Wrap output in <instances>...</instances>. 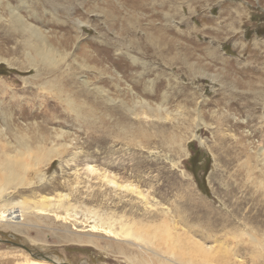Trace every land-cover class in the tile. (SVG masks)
Wrapping results in <instances>:
<instances>
[{
	"label": "rangeland",
	"instance_id": "374dc122",
	"mask_svg": "<svg viewBox=\"0 0 264 264\" xmlns=\"http://www.w3.org/2000/svg\"><path fill=\"white\" fill-rule=\"evenodd\" d=\"M26 24L66 55L60 67L38 75ZM143 102L165 110L137 114ZM0 128L3 150L25 136L60 147L1 194L20 205L0 221V264L39 251L59 264H179L173 251L264 264L243 234L264 245V0H0ZM57 193L63 216L29 209ZM125 224L152 245L110 231Z\"/></svg>",
	"mask_w": 264,
	"mask_h": 264
},
{
	"label": "bare ground",
	"instance_id": "6f19581e",
	"mask_svg": "<svg viewBox=\"0 0 264 264\" xmlns=\"http://www.w3.org/2000/svg\"><path fill=\"white\" fill-rule=\"evenodd\" d=\"M11 14H12V17L14 18V20L23 24V21H22L21 17L18 15V13L11 10ZM22 31H23V34L30 35L31 36L30 40L34 42V43H29V41H28L24 47L28 51L30 50L33 52V54H28V55H29V59H30V64L33 67L37 68L38 75H39V69H41L42 66L46 70L51 69V68L57 69V67H60V64L64 60H66V55L61 54V52L56 50V48L48 45L47 41L45 40V36L43 34H41L40 32H38L37 29H35L34 27L26 24L24 27H22ZM44 43H46L47 45L45 46ZM28 51H26V52H28ZM132 61H133V63H136L138 61V59L133 58ZM59 98H61V97H59ZM61 100L65 101L66 104L69 106L73 103L69 99L61 98ZM141 106H148V103L143 102L141 104ZM147 110L150 112L157 111L159 114H161V112L165 109H162L161 107L153 108V107L148 106V107H146L145 112H138L137 114H144V113L146 114ZM86 121H88V120H86ZM2 131H3L2 128H0V144H1L2 135L4 134V131H3V133H2ZM56 136L58 138L61 135L57 134ZM42 138L43 137L39 136L38 139L32 140L30 138L26 139V136H25L24 138L18 139L17 144H14V146L11 145L12 151L3 150V147L2 148L0 147V174H1L2 181H3V183L0 186V196L2 193L5 194L9 190L16 189L22 185H25L26 181L28 182V180H29V179L27 180V173L29 170H37L36 169L37 167H39L42 164L44 165L45 163H49V161L51 159H53L54 156L59 155L58 148H60V147H57L56 145L46 146V144H44V141ZM52 143L55 144V141H52L51 144ZM59 143H61V142H59ZM59 146H62V144H60ZM66 146H67V143H66ZM66 148H68V147H66ZM60 151H63V150L60 149ZM30 152L35 154L34 158H33V156H31ZM12 153H17V154L12 155ZM24 156H29V160H30V157H31V159L33 158L34 164L33 163H27V162L23 161L24 159H21V158H23ZM263 161H264V158H263ZM87 170L90 172H94V173L97 172V169H95L93 167V165H88ZM108 181L114 185H117V187H118V183H116L115 180L108 179ZM260 184H261V186H263V183H260ZM119 187H121V186L119 185ZM123 187H126V185ZM127 188L133 189V187H131L130 184L127 186ZM135 189H136V187H135ZM67 197H68V194H62V193H57L56 195H41L39 197L38 201L35 202L34 206L29 207V209L32 210L33 212H36V214L46 213V215H47V212H52V213L56 214V217L63 216L59 212L60 209L64 208V210H68L70 207H72V204L70 202H66L69 200V199H67ZM19 205H20L19 203H16V206H19ZM0 206H1L0 207V221H7V222L12 221L13 218L11 217V212L14 209H16L17 207L11 206V205H6V204H2ZM68 206H70V207H68ZM111 226H112V224H107L103 220H100L97 228H102L103 230H107ZM94 228H96V226H94ZM90 230H93V229H90ZM110 231H114V233L117 236L122 235V236H126V238H130V240L134 239V240H139L141 243H146L148 245L151 244V241L146 240L147 236L145 234H142L143 231L142 232L138 231V229L133 228L130 224L121 225L120 231H117V230H110ZM243 234L248 236L249 243L252 244L254 247H256V249H259V248L264 249V245H263V242L261 241V239L257 238V236H255L250 230H244ZM208 247H213V245H210ZM197 249L204 255L209 254L211 251V250H208L202 246H199ZM250 252H251V250H250ZM257 252H260V251L257 250ZM38 253H40V251ZM233 253H234V256L237 255L236 250H234ZM33 255L37 256L36 253ZM177 257H178V259H176ZM45 258H47L48 260H46ZM203 259H205V258L201 257V260H203ZM251 259H252V257H251ZM171 260L173 262L182 264V262L180 263L181 256H178V254L174 251L172 252ZM32 262H33L32 264H59L58 259L50 257L47 254H43V256L41 258H38V260H32ZM189 262H192V261H189Z\"/></svg>",
	"mask_w": 264,
	"mask_h": 264
},
{
	"label": "water",
	"instance_id": "95a60500",
	"mask_svg": "<svg viewBox=\"0 0 264 264\" xmlns=\"http://www.w3.org/2000/svg\"><path fill=\"white\" fill-rule=\"evenodd\" d=\"M7 242H8V241H7ZM14 244H16V245H17V243H14ZM24 247H25V246H24ZM25 248H26V247H25ZM42 256H43V254H42V253H38V254H37V256H36V258H39V257L41 258ZM60 264H64V263H60Z\"/></svg>",
	"mask_w": 264,
	"mask_h": 264
}]
</instances>
